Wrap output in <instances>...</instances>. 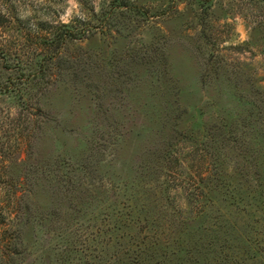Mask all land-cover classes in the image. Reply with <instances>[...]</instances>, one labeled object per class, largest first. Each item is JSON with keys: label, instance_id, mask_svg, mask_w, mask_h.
I'll use <instances>...</instances> for the list:
<instances>
[{"label": "rangeland", "instance_id": "rangeland-1", "mask_svg": "<svg viewBox=\"0 0 264 264\" xmlns=\"http://www.w3.org/2000/svg\"><path fill=\"white\" fill-rule=\"evenodd\" d=\"M121 2L0 0V264H264V0Z\"/></svg>", "mask_w": 264, "mask_h": 264}, {"label": "trees", "instance_id": "trees-1", "mask_svg": "<svg viewBox=\"0 0 264 264\" xmlns=\"http://www.w3.org/2000/svg\"><path fill=\"white\" fill-rule=\"evenodd\" d=\"M122 0H114L115 4L110 5V8H108L105 13H103L101 15V19L100 20H104L106 18L113 20L115 18H117L119 15L123 14V10L124 8H126V11L130 10V11H134L137 12V14L141 15V16H145V12L143 11L144 9L142 7H134V8H130L127 7V5H124L123 2H121ZM127 1V0H125ZM175 2L177 0H174ZM202 13H206L208 12L211 8H212V3L215 0H195ZM107 19V20H108ZM4 22H0V26H3ZM98 28L104 29V27H102V25H96L93 26L91 22H88L86 20H75L73 21L71 24H62L56 31H53V35L51 36V39L48 38V36H42L40 38V40L43 42H45L46 44H48V49L45 51V54H47L50 60H53L54 64H57L58 61V65H62L63 64V55H64V49L67 46V44L71 41H78V40H85L88 37L91 36V32L96 31ZM36 51H38V53H43L44 51L42 49H40L39 44L37 43V46L35 47ZM22 51V47L17 49V57L20 58L21 55V51ZM6 55V52H3ZM41 68H45L43 65H41ZM33 78L31 77V79H33V81L36 82H40L42 83V74L41 73H37L35 75H32ZM39 78V79H38ZM29 81H32L29 79V77L27 79H25L23 81V83L26 85L27 83H29ZM12 92V89H11ZM30 117H32L31 114H29ZM25 122L27 121V119H24ZM26 129H24L25 132ZM23 134V133H22ZM23 142V141H22ZM27 145V144H25ZM10 148H12L14 146L13 145H8ZM17 146H21V144H17ZM9 147H7V150L4 149H0V166H6V160L9 162V165L7 166L10 167L13 164H17V158H15V156L13 154H15L17 152V150H19V148H16V151H12V149H10ZM6 159V160H5ZM178 161H182V159H180V157L177 159ZM169 164L174 161L173 157L171 156L170 160L168 159ZM166 171L168 173V170L171 171L170 169H168V167H166ZM9 169V168H8ZM165 170V169H164ZM169 175V174H168ZM1 177V176H0ZM19 184H21L19 182ZM0 216H2L3 218L5 217H11L12 215H6V213L4 214V212L1 210L0 211Z\"/></svg>", "mask_w": 264, "mask_h": 264}]
</instances>
